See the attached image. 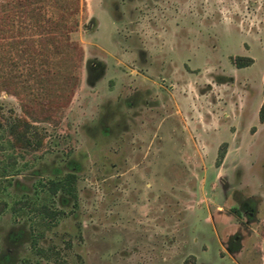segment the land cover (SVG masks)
<instances>
[{
  "label": "rangeland",
  "instance_id": "374dc122",
  "mask_svg": "<svg viewBox=\"0 0 264 264\" xmlns=\"http://www.w3.org/2000/svg\"><path fill=\"white\" fill-rule=\"evenodd\" d=\"M38 1L0 5V264H260L264 0Z\"/></svg>",
  "mask_w": 264,
  "mask_h": 264
},
{
  "label": "trees",
  "instance_id": "16d2710c",
  "mask_svg": "<svg viewBox=\"0 0 264 264\" xmlns=\"http://www.w3.org/2000/svg\"><path fill=\"white\" fill-rule=\"evenodd\" d=\"M38 0H4L0 5H2L3 17L10 20L11 17L14 15V12L16 8H19L20 12H24L25 15H27L29 18H31L32 23L36 26L39 22V20L42 18L43 20L50 22V19L47 17H38L40 16V5L38 4ZM66 17L64 18V20ZM38 27V26H37ZM50 29V30H49ZM51 27L48 28L49 33L51 31ZM47 30V31H48ZM53 37H50L52 40ZM252 62V59L248 56H235L233 58V64L235 67H245L250 65ZM257 119L258 122L264 121V100L261 102L258 111H257ZM9 132L12 135V140L14 141V144H18L21 146H25L27 143H29V140L27 139L26 133L28 132V129L24 126L22 130L19 129V127L11 123L9 126ZM224 147L225 144H222L217 149V154L215 158V164H219L220 161L223 158L224 155ZM4 175V174H2ZM6 179V178H5ZM75 173L70 170L61 177L58 178H49L46 179L44 182H38V185L40 188L45 191L50 196L55 195L56 193H61L62 195L69 197L73 199V202L76 201V192H75ZM7 184L10 183V180L6 181ZM22 205H29L30 208H33L38 211L40 217L42 219H45L47 221L54 220L60 213L59 210L52 209L48 204L37 202L35 200H30L27 198H24L21 202ZM259 234L262 239H264V220L262 222V225L260 227ZM32 248L36 251L38 254L43 253V249L35 246V238H32L31 242ZM182 264H194V257L188 256L186 257Z\"/></svg>",
  "mask_w": 264,
  "mask_h": 264
},
{
  "label": "crops",
  "instance_id": "0c3cea01",
  "mask_svg": "<svg viewBox=\"0 0 264 264\" xmlns=\"http://www.w3.org/2000/svg\"><path fill=\"white\" fill-rule=\"evenodd\" d=\"M247 238V239H246ZM246 238L244 239L245 242H250L252 240L253 243L256 244V249H254L258 255H259V263L260 264H264V253H263V247H264V244H262V241H264V239H262L261 237H252L250 235H248V237L246 236Z\"/></svg>",
  "mask_w": 264,
  "mask_h": 264
}]
</instances>
